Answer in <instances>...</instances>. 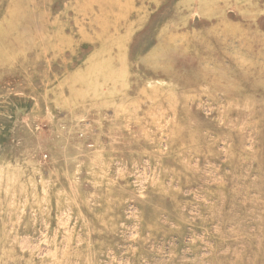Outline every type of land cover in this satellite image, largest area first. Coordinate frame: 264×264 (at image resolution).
Returning <instances> with one entry per match:
<instances>
[{
  "label": "rangeland",
  "instance_id": "1",
  "mask_svg": "<svg viewBox=\"0 0 264 264\" xmlns=\"http://www.w3.org/2000/svg\"><path fill=\"white\" fill-rule=\"evenodd\" d=\"M0 23V264H264V0Z\"/></svg>",
  "mask_w": 264,
  "mask_h": 264
},
{
  "label": "bare ground",
  "instance_id": "2",
  "mask_svg": "<svg viewBox=\"0 0 264 264\" xmlns=\"http://www.w3.org/2000/svg\"><path fill=\"white\" fill-rule=\"evenodd\" d=\"M14 1V0H13ZM20 1V0H19ZM14 3H16V2H14ZM18 5V4H17ZM16 6V5H15ZM19 6V5H18ZM10 7V6H9ZM13 7H14V5H13ZM12 6H11V8H13ZM17 7V6H16ZM7 8V7H6ZM5 8V9H6ZM18 8H20V7H18ZM10 11V10H9ZM15 11H17V10H15ZM21 11H22V9H21ZM18 12V11H17ZM14 13V12H13ZM16 14V13H15ZM47 14V13H46ZM5 15V14H4ZM13 16H14V14H13ZM12 16V17H13ZM21 16V15H20ZM3 17V16H2ZM4 17H6V16H4ZM7 18V17H6ZM17 18V17H16ZM45 18V17H44ZM14 19V18H13ZM2 20V19H1ZM44 20V19H43ZM46 20V19H45ZM13 21V20H12ZM2 22H5V21H3L2 20ZM20 22H21V20H20ZM6 23V22H5ZM1 24V23H0ZM12 24H14V23H12ZM20 24V23H19ZM79 24V23H78ZM9 25H11V24H9ZM8 25V26H9ZM35 32H37V31H35ZM42 31H40V33H41ZM57 32V31H56ZM39 33V32H38ZM38 33L36 34V35H38ZM50 33V32H49ZM244 33V32H243ZM43 34H44V31H43ZM45 34H47V33H45ZM39 36V35H38ZM42 36V35H41ZM44 36V35H43ZM49 36V35H48ZM54 36V35H53ZM52 36V38L53 39H55L54 37ZM58 36V35H57ZM85 36V35H84ZM83 36V37H84ZM243 36V35H242ZM59 37V36H58ZM69 38V37H68ZM45 39V38H44ZM62 39V38H61ZM243 39V38H242ZM37 40V39H36ZM45 40H47V39H45ZM51 40V39H50ZM47 41H49V40H47ZM41 42V41H40ZM50 42V41H49ZM53 42V41H52ZM66 42V41H65ZM92 42V41H91ZM48 43V42H47ZM33 44H35L34 42H33ZM66 45V44H65ZM69 46V45H68ZM55 55V54H54ZM55 57V56H54ZM50 59V58H49ZM216 64V63H215ZM217 68V67H216ZM224 68V67H223ZM253 68V67H252ZM248 70V69H247ZM221 71V70H220ZM230 72H231V70H229ZM260 71V70H259ZM226 72V71H225ZM258 72V71H257ZM229 74V73H228ZM245 74V73H244ZM261 74H263L262 72H261ZM248 75V74H247ZM246 75V76H247ZM243 78V77H242ZM247 78V77H246ZM143 84V83H142ZM208 84V83H207ZM232 84V83H231ZM242 84V83H241ZM232 87V86H231ZM145 89V88H144ZM235 89V88H234ZM232 91V90H231ZM158 92V91H157ZM153 95V94H152ZM161 95V94H160ZM146 96V95H145ZM164 96V95H163ZM168 99V98H167ZM161 102V101H160ZM150 104V103H149ZM155 105V104H154ZM185 156H187V155H185ZM168 166V165H167ZM166 168V167H165ZM161 169V168H160ZM223 176V175H222ZM207 177V176H206ZM209 179V178H208ZM239 181V180H238ZM139 184V183H138ZM123 186V185H122ZM182 186V185H181ZM199 187V186H198ZM184 198V197H183ZM27 208V207H26ZM196 209V208H195ZM183 230V229H182Z\"/></svg>",
  "mask_w": 264,
  "mask_h": 264
}]
</instances>
